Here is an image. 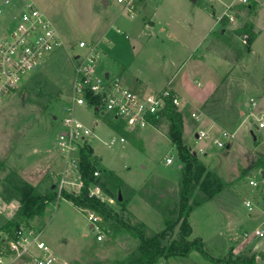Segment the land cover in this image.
<instances>
[{
  "label": "rangeland",
  "instance_id": "374dc122",
  "mask_svg": "<svg viewBox=\"0 0 264 264\" xmlns=\"http://www.w3.org/2000/svg\"><path fill=\"white\" fill-rule=\"evenodd\" d=\"M25 1L29 0H10L7 6L1 5L7 13V19H12L19 13ZM30 1L55 28L63 42V48L44 59L28 83L0 96V193L10 172H15L24 183L37 186L41 193L51 187H55L57 193L59 177L56 178V174L63 165L59 151H56L57 136L64 128L62 108L70 101L74 58L84 57L88 52L87 47H78L80 41L92 45L98 42L99 57L95 61V71L99 75L105 72L112 76L120 75L122 84L131 91L137 92L136 80L139 79L147 85L151 93H156L174 74L171 87L181 90L179 83L182 76L196 69L191 60L199 57L209 36L219 28L218 17L223 12L222 16L234 15L232 22L228 20L221 26L225 33H229L233 27L245 21L240 17L241 14L244 17L252 14L248 15L246 10L240 9L241 6L250 4V0L245 3H240L239 0H136L132 15L127 14L124 5L116 0ZM256 1L260 6L264 5V0ZM1 2L2 0L0 4ZM260 15H264V9ZM250 19L253 20L252 17ZM7 24V21H0V32ZM215 36L219 37L221 33L216 32ZM255 48L264 52V27L255 40ZM209 58H213L212 65L217 67L221 76L227 67L216 56L211 55ZM176 82L178 86L175 85ZM248 98L247 100L250 99ZM261 103L264 104V98ZM81 108L84 109L75 107L73 115L91 129L92 136L95 135L88 137L86 142L99 155V164L95 162L99 174L103 170H111L122 180L135 186L152 174L169 183H177L179 161L169 138L161 131L145 128L138 133L128 132L125 143L108 147L109 138L119 136V133L111 129L109 131L105 117L96 115L92 108ZM252 120V127L260 129L256 113ZM159 126L169 129L170 125L163 118ZM209 134L210 138L220 136L213 135L210 131ZM208 142L206 151L215 152L210 168L227 182L239 176V171L245 165V162L242 165L244 160L241 155L244 147L241 144L235 146L231 154L224 157V148L218 149L211 141ZM263 143L256 148L260 153L264 152ZM188 146L199 152L198 144L189 143ZM170 156L174 158V163L167 166L165 159ZM251 179L257 181V186H249L248 180H244L245 183L242 179L237 180L235 188L239 189L241 195L224 194L225 191L212 201L195 208L189 216L191 240L199 238L205 252L214 260L225 261L236 245V255L245 253L252 256L257 251L256 245L264 242L243 236L245 231L250 232L256 227L264 226V208H259L264 203V193L254 191L247 195L245 192L249 189L260 190L258 175L253 173ZM65 180L73 183L66 185L65 191L79 192L78 170L68 168ZM172 186L169 185L168 191L166 188H154V192L147 195L155 198L160 193H168ZM262 189L264 191V186ZM94 191L95 188H92L91 192ZM173 192L168 194L173 195ZM98 195L104 197L115 211L119 210L114 200L112 203L107 201L109 198L103 192L100 191ZM244 201L250 202L253 207L249 214L254 216L258 211L260 218L253 220V224L243 226L247 230L242 232L240 222L242 219V222L245 221L248 213L243 208ZM17 206L16 201H6L0 195V228L12 219ZM133 207L132 211L137 216L135 218L145 224L151 233L164 228L163 219L157 211L154 210L156 213H153L142 207L138 208L139 206ZM90 225L88 213L75 209L68 201L55 199L46 205L44 215L32 220L29 226L41 231V240L56 259L54 264H102L105 260L120 261L135 246V241L125 235L114 240L102 235V240L96 241L97 232ZM4 236L5 233L0 231V237ZM261 252L258 254L263 256L264 253ZM18 263L29 264L28 257ZM169 264L213 262L192 253L189 258H172ZM260 264L263 262L260 261Z\"/></svg>",
  "mask_w": 264,
  "mask_h": 264
},
{
  "label": "trees",
  "instance_id": "16d2710c",
  "mask_svg": "<svg viewBox=\"0 0 264 264\" xmlns=\"http://www.w3.org/2000/svg\"><path fill=\"white\" fill-rule=\"evenodd\" d=\"M234 33L242 37L246 36L243 48L237 51V55L249 56L251 43L257 37L253 25L249 23L244 32L235 30ZM240 94L239 84L228 83L225 77L214 93L203 103L200 111L219 126L233 128L238 120ZM179 110L168 105L153 121V125L157 127L160 120L166 118L170 125L168 137L180 165L176 197L165 200L166 198L160 195L155 198L148 196L145 188L137 191L130 189L111 170H103L97 177L94 176L96 166L92 156L93 149L90 144L85 143L78 152V173L81 183L78 193L62 190L58 198L55 187L41 193L37 186L24 183L15 172H10L5 178L0 195L6 201H16L18 206L12 219L0 228V231L5 233L4 237H0V250L6 248L7 242L14 237L18 229L28 227L32 220L43 216L49 202L63 199L78 210L98 216L101 235L111 240L125 235L135 241L134 248L123 260H105L102 264H160L161 262L168 264V260L172 258H188L192 253H197L213 264H256L254 255L247 256L245 253L235 257L228 256L225 261L214 260L205 252L203 242L199 238L191 240L192 230L189 222L191 212L203 203L212 201L227 189L228 185L211 171H206L201 161L184 142L182 114ZM105 120L109 125L114 122L109 117ZM111 127L124 138L129 134L117 122ZM256 167L264 168V156H258L254 161L248 162L246 170ZM92 188H98L105 196L114 200L119 210L115 211L106 201L91 195ZM119 195L121 200H118ZM136 195L161 215L164 222L162 230L151 233L145 224L128 211V202Z\"/></svg>",
  "mask_w": 264,
  "mask_h": 264
},
{
  "label": "built area",
  "instance_id": "2783aa9c",
  "mask_svg": "<svg viewBox=\"0 0 264 264\" xmlns=\"http://www.w3.org/2000/svg\"><path fill=\"white\" fill-rule=\"evenodd\" d=\"M124 5L127 14L132 15L133 3L136 0H116ZM245 3L246 0H240ZM10 0H2L0 4V20L4 17V8ZM14 22L10 28L0 32V96H4L14 89L28 83L30 77L39 70L44 59L63 48V42L52 24L32 1H25L19 13L12 17ZM79 48H88L86 56H76L73 79L70 86V101L62 108L64 113L63 130L58 134L56 147L65 168L78 170L79 149L87 143L92 131L73 115L75 107H90L96 115L109 117L121 124L122 129L129 132H139L153 126L154 119L160 115L168 105L179 109L187 103L178 93L170 87L156 93H138L124 86L118 77H110L95 71V61L99 57L96 46L78 43ZM252 105L255 102L251 99ZM192 117L198 118L192 113ZM114 122L107 126L113 129ZM258 127L264 128L263 115L258 114ZM233 134L222 131L219 138L212 137L208 131L197 133L200 140H210L217 148H225L227 142L233 139ZM125 138L112 136L108 146L125 143ZM172 158L165 159V165H170ZM99 172L95 171L94 176ZM57 197L66 185L72 182L65 180V175L59 177L57 182ZM255 187L257 183L249 181ZM100 190L97 188L91 195L98 198ZM98 193V194H97ZM101 199V198H100ZM112 203V200H109ZM244 207L250 213L253 209L250 202L244 201ZM88 220L92 229L97 232L96 240L101 241L102 235L98 227L100 218L88 213ZM244 238H264V226L256 227L250 232L243 233ZM28 257L29 264H54L55 257L41 240V231L33 227H22L14 233V237L7 242L6 248L0 250V264H15Z\"/></svg>",
  "mask_w": 264,
  "mask_h": 264
},
{
  "label": "crops",
  "instance_id": "0c3cea01",
  "mask_svg": "<svg viewBox=\"0 0 264 264\" xmlns=\"http://www.w3.org/2000/svg\"><path fill=\"white\" fill-rule=\"evenodd\" d=\"M238 1V0H237ZM240 1V0H239ZM251 3L248 4L247 6H241V10H246L248 15L251 14V16H242L245 21H242L239 26L233 27L232 30L229 31V33H225L224 29L221 28L222 24L227 22H232L234 19V15H225L222 16V13L218 19L217 23L219 25V28L216 31H213V33L209 36L208 40L205 42L203 49V52L200 53L199 57L197 59L191 60L193 64L195 65V70L193 72L185 73L186 75L182 76L181 82L179 83V87H181V90H178L176 87L172 86L171 84L173 82L174 75L167 80L166 85L163 86L159 91L165 89L166 87H170L173 89L176 93H178L184 100L187 101L186 105L179 110L182 114V122H183V131H182V137L184 142H187V144H198L199 145V152L197 153L194 151L191 146L190 149L193 150L199 161H201L202 165L206 168V171H211L214 173L219 179H221L224 183L228 185V188L225 189L223 192L224 194H233V196H237L238 194L241 195L239 192L238 188H235V181L242 179L252 180L251 175L255 173L258 175L259 180L258 182L261 183L260 190H247L245 191L246 194H250L251 192H258V193H264L262 187L264 186V168L262 167H256L254 169H249L246 170V167L248 166V162L251 160H255L258 156H264V152L260 153L256 150L257 146L260 145L261 143L264 142V128L263 129H258V128H253L252 127V119H253V114L256 113V118L258 114L263 115V122H264V107L263 103L261 101L264 98V52L259 51L257 48H255V40L251 43V53L249 56H242V55H237V51L239 49H242L245 41H246V36H239L234 33L235 30H240V31H245L247 25L251 23L253 25L254 31L257 33V36L259 33L263 30L264 27V15H260L262 13V10L264 9V5H259V3L256 0H250ZM240 3H243L240 1ZM238 16V20L240 18ZM250 17L253 18V20L250 19ZM229 18V19H228ZM242 18V19H243ZM4 22H8L7 26L5 29L10 28L13 25L12 19H7V13L4 10V17L3 19ZM0 20V21H1ZM228 22V24H229ZM234 25V24H231ZM4 29V30H5ZM220 32L221 36L216 37L215 33ZM59 35V34H58ZM98 45L99 43L96 42L94 46H96L97 51H98ZM73 46V45H72ZM70 46V47H72ZM99 53V51H98ZM211 55H214L218 58L219 61H221L227 69H225L223 74L220 76L219 71L217 70L216 66H213L211 60L213 58H209ZM188 63V62H187ZM106 75H109L110 77H118L120 78V75H111L109 72H105ZM227 77L228 83H238L240 86V101L238 105H240V108L238 110V120L236 123V126L233 128L231 127H221L218 124H216L214 121L203 115L200 111L201 106L203 103L214 93L216 88L221 84L222 80ZM136 90L138 93H147L150 92L149 89L147 88V85L143 83V81L137 79L136 80ZM176 86H178V82L175 83ZM140 86V87H139ZM139 87V88H138ZM158 91V92H159ZM249 96V98H248ZM253 96V97H252ZM247 98L249 100H247ZM256 100H255V99ZM253 100L255 102V105H252L250 100ZM242 104V105H241ZM242 106V107H241ZM80 109H84L81 108ZM193 110V111H191ZM252 111L254 113H252ZM194 113L197 115V119L195 120L191 117V114ZM81 121V120H80ZM152 130H159L161 131L165 136L168 137V128H165L164 126H157L155 127L150 126L147 127ZM108 129L110 131L114 130L108 126ZM201 130L205 131H210V133L216 136H219L222 131H226L228 133L233 134V139H231L229 142H227L226 147L224 148L225 151L222 152V155L224 157H227L231 154V152L234 150L235 146H239L240 144L244 147L242 156H243V162L242 165H245L241 168L239 171V176L234 177L233 180L231 181H225L222 179L220 176H218L211 168L210 164L214 160L215 157V152L212 151L208 153L206 151V147H208V144L210 140H200L197 138V133ZM138 133V132H135ZM93 134V133H92ZM92 137H95L92 136ZM169 138V137H168ZM231 141H233L232 145ZM198 142V143H197ZM106 144V143H105ZM230 145V146H229ZM264 145V143L262 144ZM91 146V145H90ZM108 146V145H107ZM92 147V146H91ZM109 147V146H108ZM217 148V147H216ZM93 149V148H92ZM220 149V148H218ZM223 149V148H222ZM94 150V149H93ZM57 151V149H56ZM201 153V155L199 154ZM93 160L94 157H97L98 159H95V162L99 164L100 158L99 155L94 151L93 152ZM172 158V165L174 163V158ZM168 166V165H167ZM68 168H65L63 165L58 169V173L56 174V178L60 177L62 174L66 176V170ZM178 180L180 176V165L178 166ZM115 173V172H114ZM55 176V175H54ZM79 177V173H78ZM121 178V177H120ZM122 179V178H121ZM80 180V178H79ZM124 183L133 190H139L141 188H145L146 192L148 194L151 192H154L156 188L161 190V188L165 189L168 191L169 185H173L176 187L172 186V189L169 191H174L172 194L169 195L167 192L165 193H160V197H166V199H170L171 197H176L178 193V181H173L169 183L168 181L162 179L159 176L151 175L149 178H143L142 182L140 185L135 186V185H130L127 181L123 179ZM254 181V180H253ZM257 182V181H255ZM245 183V181H244ZM241 187V185H239ZM250 186V185H249ZM257 186V185H256ZM78 187H80V181L78 183ZM252 187V186H251ZM53 188V187H52ZM155 188V189H154ZM169 188V189H168ZM97 188H95L96 190ZM162 189V190H163ZM222 192V193H223ZM245 197V196H244ZM102 201H106L104 197H101ZM247 198V196L245 197ZM111 199H107L109 201ZM139 201V202H138ZM139 203V204H138ZM134 206V207H133ZM135 206H139L138 208L145 209V210H150L153 213L155 212L150 205L141 197L139 196H134L133 198L130 199L128 202V211L134 215L135 217L136 214L132 211V207L135 208ZM246 210L245 207H243ZM259 208H264V203L259 205ZM257 208V209H259ZM76 209V208H75ZM78 210V209H77ZM248 212V211H247ZM264 212V210H263ZM156 213V212H155ZM247 218L245 219L244 222H240V228H243V226H247L249 224H253V220H258L260 218V212H256L253 215L246 213ZM264 221V220H263ZM157 226H160L158 224ZM90 228L92 229L91 225ZM247 230V228H243L242 232ZM249 230V229H248ZM221 233V232H219ZM246 239H251V238H246ZM252 240V239H251ZM264 239H257L255 241H261ZM97 241V240H96ZM246 241V240H245ZM248 241V240H247ZM255 249L257 250L254 252V257L255 261L260 264L263 262L264 264V255L258 254L260 251L261 253H264V242L256 245ZM236 251H238V246L232 248L230 255H236ZM227 254V253H226ZM237 256V255H236ZM226 257V258H227ZM235 257V256H233ZM189 258V257H188ZM19 264V263H17ZM169 264V260H168Z\"/></svg>",
  "mask_w": 264,
  "mask_h": 264
},
{
  "label": "water",
  "instance_id": "95a60500",
  "mask_svg": "<svg viewBox=\"0 0 264 264\" xmlns=\"http://www.w3.org/2000/svg\"><path fill=\"white\" fill-rule=\"evenodd\" d=\"M192 1L195 2L196 0H192ZM193 154H195V153L193 152ZM118 200H121V195L118 196ZM91 227H92V225H91Z\"/></svg>",
  "mask_w": 264,
  "mask_h": 264
}]
</instances>
